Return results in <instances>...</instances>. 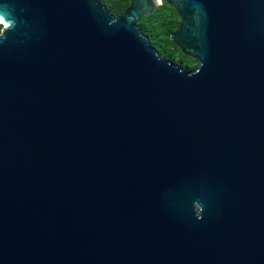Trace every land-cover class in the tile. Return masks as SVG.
I'll use <instances>...</instances> for the list:
<instances>
[{"label":"water","instance_id":"95a60500","mask_svg":"<svg viewBox=\"0 0 264 264\" xmlns=\"http://www.w3.org/2000/svg\"><path fill=\"white\" fill-rule=\"evenodd\" d=\"M162 5L193 70L142 31ZM0 18V264H264V0Z\"/></svg>","mask_w":264,"mask_h":264},{"label":"trees","instance_id":"16d2710c","mask_svg":"<svg viewBox=\"0 0 264 264\" xmlns=\"http://www.w3.org/2000/svg\"><path fill=\"white\" fill-rule=\"evenodd\" d=\"M131 0H105V4L114 16L120 15L130 5ZM181 19L177 11L168 5H162L159 7L156 13L150 17H142L139 24L142 27L143 33H145L151 40V43L160 49L161 46L169 49V54L165 55L167 59L174 61L176 55L180 53L185 58L198 62L183 54L182 50L175 45L171 40L170 35L178 30ZM160 53V52H159ZM175 62V61H174ZM196 67H192L191 70Z\"/></svg>","mask_w":264,"mask_h":264},{"label":"rangeland","instance_id":"374dc122","mask_svg":"<svg viewBox=\"0 0 264 264\" xmlns=\"http://www.w3.org/2000/svg\"><path fill=\"white\" fill-rule=\"evenodd\" d=\"M156 47V46H155ZM158 49V48H157ZM158 51L160 52V54L166 58L165 55H168L170 52H169V49L168 48H164L163 46H161L160 49H158ZM175 63H181L185 68H189V69H192V67H197V63L191 59H188V58H185L183 55H181L180 53H178L176 55V58H175Z\"/></svg>","mask_w":264,"mask_h":264},{"label":"snow or ice","instance_id":"6c2138e0","mask_svg":"<svg viewBox=\"0 0 264 264\" xmlns=\"http://www.w3.org/2000/svg\"><path fill=\"white\" fill-rule=\"evenodd\" d=\"M0 23H4V20L2 18H0Z\"/></svg>","mask_w":264,"mask_h":264},{"label":"flooded vegetation","instance_id":"af4514ba","mask_svg":"<svg viewBox=\"0 0 264 264\" xmlns=\"http://www.w3.org/2000/svg\"><path fill=\"white\" fill-rule=\"evenodd\" d=\"M2 28V25H0V29Z\"/></svg>","mask_w":264,"mask_h":264}]
</instances>
